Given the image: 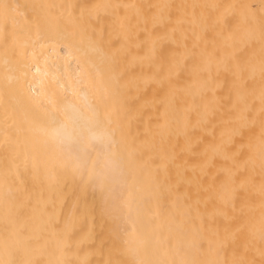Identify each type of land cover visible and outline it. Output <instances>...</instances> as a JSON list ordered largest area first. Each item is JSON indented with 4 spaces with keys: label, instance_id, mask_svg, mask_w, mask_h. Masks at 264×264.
<instances>
[{
    "label": "bare ground",
    "instance_id": "1",
    "mask_svg": "<svg viewBox=\"0 0 264 264\" xmlns=\"http://www.w3.org/2000/svg\"><path fill=\"white\" fill-rule=\"evenodd\" d=\"M0 264H264V0H0Z\"/></svg>",
    "mask_w": 264,
    "mask_h": 264
},
{
    "label": "clouds",
    "instance_id": "2",
    "mask_svg": "<svg viewBox=\"0 0 264 264\" xmlns=\"http://www.w3.org/2000/svg\"><path fill=\"white\" fill-rule=\"evenodd\" d=\"M49 138L59 147L80 152L86 146H96L102 152L103 168L114 170L115 162L107 155V138L88 124V117L75 104L63 109L62 119L48 132Z\"/></svg>",
    "mask_w": 264,
    "mask_h": 264
}]
</instances>
